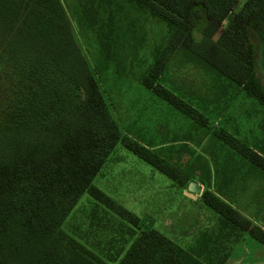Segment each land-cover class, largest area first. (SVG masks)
<instances>
[{"label":"trees","instance_id":"16d2710c","mask_svg":"<svg viewBox=\"0 0 264 264\" xmlns=\"http://www.w3.org/2000/svg\"><path fill=\"white\" fill-rule=\"evenodd\" d=\"M238 1L78 0V21L105 28H99L100 42L111 37L110 14L121 13L125 5L165 23L167 40L154 49L140 82L205 125L207 119L161 84L160 77L180 52L264 107V85L256 75L248 37L252 26L264 40V0H245L233 12ZM99 13L108 20L98 19ZM201 18L205 23L196 38ZM214 136L264 175L262 148L259 152L224 129ZM118 141L180 186L187 182L180 168L121 136L61 0H0V264H205L162 232L140 229L136 214L93 184ZM84 193L140 230L122 256L104 259L63 229ZM202 200L226 224L264 245V230L228 202L209 190Z\"/></svg>","mask_w":264,"mask_h":264},{"label":"rangeland","instance_id":"374dc122","mask_svg":"<svg viewBox=\"0 0 264 264\" xmlns=\"http://www.w3.org/2000/svg\"><path fill=\"white\" fill-rule=\"evenodd\" d=\"M61 1L75 41L121 136L131 137L159 154L188 178L180 187L118 141L93 184L136 214L140 229L158 227L189 248L200 247L213 262L225 260L241 239V232L211 210L203 202L202 193L209 190L245 214H259L256 220L264 211L260 209L264 204V175L214 135L224 129L257 151L264 150V107L241 87L185 60L178 52L160 83L207 119L205 125H198L140 82L153 61L154 49L167 40L170 29L165 23L125 5L121 13L116 10L110 14L114 19L109 33L112 38L100 42L99 28H105L82 26L78 0ZM244 1L239 0L233 12ZM103 17L108 20V15L98 14V19ZM204 23L201 18L194 32L196 38ZM226 24L224 21L216 32L215 40ZM248 37L254 49L256 75L264 85V40L252 26ZM189 181L197 183L193 194L187 190ZM62 227L104 259L122 256L139 231L87 193L78 199Z\"/></svg>","mask_w":264,"mask_h":264},{"label":"crops","instance_id":"0c3cea01","mask_svg":"<svg viewBox=\"0 0 264 264\" xmlns=\"http://www.w3.org/2000/svg\"><path fill=\"white\" fill-rule=\"evenodd\" d=\"M181 173H184V172L181 170ZM171 181L173 182L172 179H171ZM177 185H179V184H177ZM233 208L236 209V207H233ZM260 209L264 210V204L261 205ZM260 209L258 208L256 211L259 212ZM236 210L239 211L253 225H257V226L261 227L264 230V226H263L264 225V211L261 213L260 218L255 220L254 217H257L259 214L257 216H255L254 213H251V212L248 213V211H246V214H245V213L241 212L238 209H236ZM259 223H262V224H259ZM230 226H232V225H230ZM234 228L237 229V227H234ZM154 229L157 230L159 228L157 227V228H154ZM158 231H161L162 233H164L168 238H170L171 240H173L174 242L179 244L182 248L192 252L194 255H196L205 264H218L219 263L217 261L213 262L210 257L206 256L204 250L200 249V247L197 250L189 248V247H187L186 244L185 245L181 244L177 238H174L173 236H171L170 234H167L163 230L160 229ZM240 232H241V235H240L241 239L239 238L240 240L234 245L232 250L230 249L231 252L229 253L228 257L223 261L222 264H264V245L259 243L254 238H252L248 234V232H244V231H240ZM135 237H136V235H135ZM204 247H205V245H204ZM210 250L211 249H208V251H210ZM210 253L214 254L213 252H210Z\"/></svg>","mask_w":264,"mask_h":264},{"label":"water","instance_id":"95a60500","mask_svg":"<svg viewBox=\"0 0 264 264\" xmlns=\"http://www.w3.org/2000/svg\"><path fill=\"white\" fill-rule=\"evenodd\" d=\"M187 190L189 193H195L197 190V183L195 181H190L188 183Z\"/></svg>","mask_w":264,"mask_h":264}]
</instances>
